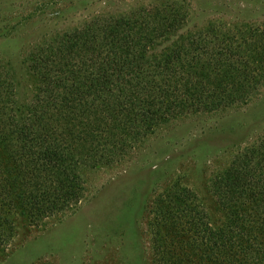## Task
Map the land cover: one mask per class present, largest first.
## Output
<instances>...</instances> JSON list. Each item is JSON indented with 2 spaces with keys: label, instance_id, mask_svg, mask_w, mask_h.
Returning a JSON list of instances; mask_svg holds the SVG:
<instances>
[{
  "label": "trees",
  "instance_id": "1",
  "mask_svg": "<svg viewBox=\"0 0 264 264\" xmlns=\"http://www.w3.org/2000/svg\"><path fill=\"white\" fill-rule=\"evenodd\" d=\"M162 7L102 15L33 46L25 66L37 87L26 104L0 64V251L20 228L74 211L87 172L121 164L175 121L241 111L263 95L264 22L212 21L158 54L190 18ZM210 186L225 217L218 224L175 179L157 195V264H264V138Z\"/></svg>",
  "mask_w": 264,
  "mask_h": 264
},
{
  "label": "rangeland",
  "instance_id": "2",
  "mask_svg": "<svg viewBox=\"0 0 264 264\" xmlns=\"http://www.w3.org/2000/svg\"><path fill=\"white\" fill-rule=\"evenodd\" d=\"M172 4L190 18L157 48L158 54L212 21L264 22V0H0V64L14 72L19 100L26 104L37 87L25 66L33 46L102 15L119 17L148 5ZM261 138L264 93L241 111L175 121L121 164L87 172L82 203L42 226L20 228L11 247L0 251V264H157L149 223L161 190L173 179L191 187L212 222H223L210 177Z\"/></svg>",
  "mask_w": 264,
  "mask_h": 264
}]
</instances>
